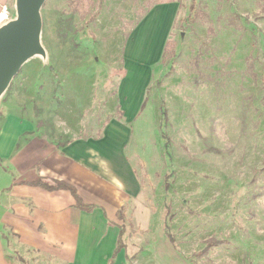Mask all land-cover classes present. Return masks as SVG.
<instances>
[{
	"label": "rangeland",
	"instance_id": "rangeland-1",
	"mask_svg": "<svg viewBox=\"0 0 264 264\" xmlns=\"http://www.w3.org/2000/svg\"><path fill=\"white\" fill-rule=\"evenodd\" d=\"M40 13L46 61L0 100L28 171L39 151L108 139L85 191L117 197L123 264H264V0H46ZM160 15L154 41L142 26Z\"/></svg>",
	"mask_w": 264,
	"mask_h": 264
},
{
	"label": "crops",
	"instance_id": "crops-1",
	"mask_svg": "<svg viewBox=\"0 0 264 264\" xmlns=\"http://www.w3.org/2000/svg\"><path fill=\"white\" fill-rule=\"evenodd\" d=\"M8 2L0 0V7L8 6ZM165 16L150 17L142 26L143 33L157 40ZM14 124L16 128L6 123L0 129V175L7 178L6 183H0V264H108L110 260L111 264H123L125 248L113 257L120 227L112 222L120 207L117 197L95 191L101 198L98 203L85 191L95 189L93 158L103 154L108 139L70 142L58 152L55 147L39 151L44 166L30 172L29 148L15 151L13 131L20 126ZM8 166L16 171L8 170ZM37 179L72 185L81 200L95 209L90 213L77 209L68 190L47 191L28 185Z\"/></svg>",
	"mask_w": 264,
	"mask_h": 264
},
{
	"label": "water",
	"instance_id": "water-1",
	"mask_svg": "<svg viewBox=\"0 0 264 264\" xmlns=\"http://www.w3.org/2000/svg\"><path fill=\"white\" fill-rule=\"evenodd\" d=\"M45 1L12 0L11 16L0 25V100L24 64L46 61L40 13Z\"/></svg>",
	"mask_w": 264,
	"mask_h": 264
},
{
	"label": "trees",
	"instance_id": "trees-1",
	"mask_svg": "<svg viewBox=\"0 0 264 264\" xmlns=\"http://www.w3.org/2000/svg\"><path fill=\"white\" fill-rule=\"evenodd\" d=\"M28 185L33 186V187H39V188H42V189L47 190V191L68 190L71 193L72 197L74 198L75 207L77 209L84 211L86 213H90L95 209L94 205L85 204L81 200V198L78 196L76 189L72 185H69L65 182H62V181L46 182L42 179H37L36 181L29 183ZM117 215H118V218H122L120 211L117 212ZM164 224H165V227H167V222H164ZM123 235H124V228L122 226H120L119 227L118 240H117V246H116V249L114 251L113 257L115 256V254L118 251H120L121 249L124 248V244H123V240H122ZM111 263H112V260H110L108 262V264H111Z\"/></svg>",
	"mask_w": 264,
	"mask_h": 264
},
{
	"label": "built area",
	"instance_id": "built-area-1",
	"mask_svg": "<svg viewBox=\"0 0 264 264\" xmlns=\"http://www.w3.org/2000/svg\"><path fill=\"white\" fill-rule=\"evenodd\" d=\"M11 16V11L8 6L0 7V25L7 21Z\"/></svg>",
	"mask_w": 264,
	"mask_h": 264
}]
</instances>
